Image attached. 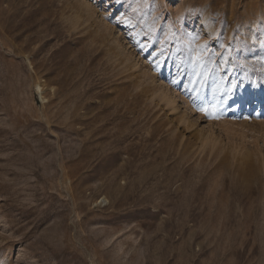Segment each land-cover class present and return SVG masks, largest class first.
<instances>
[{
	"label": "rangeland",
	"instance_id": "rangeland-1",
	"mask_svg": "<svg viewBox=\"0 0 264 264\" xmlns=\"http://www.w3.org/2000/svg\"><path fill=\"white\" fill-rule=\"evenodd\" d=\"M0 264H264V0H0Z\"/></svg>",
	"mask_w": 264,
	"mask_h": 264
},
{
	"label": "bare ground",
	"instance_id": "bare-ground-1",
	"mask_svg": "<svg viewBox=\"0 0 264 264\" xmlns=\"http://www.w3.org/2000/svg\"><path fill=\"white\" fill-rule=\"evenodd\" d=\"M28 64H29V66H30V62H28ZM31 67V66H30ZM38 89V91H39V98H40V101H44V97L42 96V94H43V91H42V88L41 87H38L37 88ZM102 202V201H101Z\"/></svg>",
	"mask_w": 264,
	"mask_h": 264
}]
</instances>
